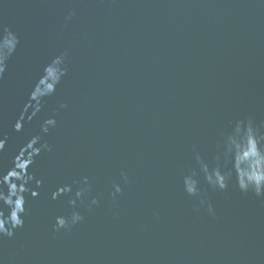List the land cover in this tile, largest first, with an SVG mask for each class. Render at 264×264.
<instances>
[{
	"label": "water",
	"instance_id": "obj_1",
	"mask_svg": "<svg viewBox=\"0 0 264 264\" xmlns=\"http://www.w3.org/2000/svg\"><path fill=\"white\" fill-rule=\"evenodd\" d=\"M0 26L20 40L0 79V171L35 135L52 147L29 169L43 183L29 185L23 228L0 239V264H264V198L234 179L212 189L195 160L214 167L237 120L264 125V0H0ZM62 53L67 74L15 131ZM193 169L197 197L183 187ZM74 210L84 219L55 231Z\"/></svg>",
	"mask_w": 264,
	"mask_h": 264
},
{
	"label": "clouds",
	"instance_id": "obj_2",
	"mask_svg": "<svg viewBox=\"0 0 264 264\" xmlns=\"http://www.w3.org/2000/svg\"><path fill=\"white\" fill-rule=\"evenodd\" d=\"M70 18V16H69ZM20 43L17 34L7 27L0 26V79H3L10 58L16 53ZM67 53L55 56L43 68L42 75L33 85L29 101L25 104L23 111L14 124V130L19 132L23 128L25 116L31 121L41 111L44 101L52 96L63 77L67 74ZM61 108L67 107L65 104ZM57 121L55 117L45 119L41 124V132L48 134L51 128H55ZM7 137L0 138V154L4 153ZM40 135L33 136L24 146L19 149L14 157L12 167L6 172L0 171V239L13 237L15 230L23 228L26 211V194L30 192L33 198L39 195L38 191L29 187L35 180L36 188L42 186L43 181L35 179L34 174L29 172L35 158L42 151L51 152L52 147L47 143H41ZM220 151L215 156V166L209 164L197 153L195 160L199 165V171L203 173L207 184L214 190L224 191L229 183L235 182V186L243 193H253L258 198H264V125H257L249 118L237 120L230 132L222 133V141L218 145ZM127 180V176L121 173ZM198 172L193 169L183 177L184 191L193 197L200 195L197 179ZM75 183V182H74ZM80 187L75 191V199H70L69 204L75 205L76 200H81L90 191L88 178L84 177ZM113 196L121 192L120 186L114 185ZM72 192V185L66 184L58 187L51 193L52 200H56L64 194ZM98 200L93 198L87 205L89 210L96 205ZM201 206L205 204L200 200ZM213 214V208L209 204L207 208ZM84 217L79 211H73L71 216H57L55 218L54 230L66 229L82 221Z\"/></svg>",
	"mask_w": 264,
	"mask_h": 264
}]
</instances>
